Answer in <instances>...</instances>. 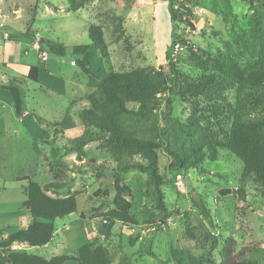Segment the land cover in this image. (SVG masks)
<instances>
[{
	"label": "rangeland",
	"instance_id": "obj_1",
	"mask_svg": "<svg viewBox=\"0 0 264 264\" xmlns=\"http://www.w3.org/2000/svg\"><path fill=\"white\" fill-rule=\"evenodd\" d=\"M184 3L192 10L194 28L187 22L180 23L181 38L200 49L205 57L223 58L225 43L230 42L242 65L253 60L236 39L239 35L251 39L253 15L264 21V0ZM91 25L103 29L106 58L93 48L85 57L73 53L75 46L91 45ZM39 39L60 42L65 56L52 55ZM170 43L167 0H0V83H21L26 111L19 117L14 105L1 95L8 94L12 99L10 93L0 90V238L32 223L31 214L23 207L28 185L25 178H30L41 186L64 184L61 190L47 194L58 198L76 196L78 207L76 213L55 222L56 233L48 245L27 246L25 253L46 259L74 256L78 248L95 239L109 249L112 264H209L220 262L224 242L234 238L238 249L246 247L247 257L264 264V197L252 180L242 184L243 162L237 157L220 150L217 161L205 160L203 170L186 172L172 168L170 156L159 150L169 217L165 220L157 210L153 189L147 186L148 176L132 171L124 176V182L134 192L130 213L139 225L116 222L108 237L104 220L92 210L114 197L112 171L117 162L102 144L104 134L93 131L83 144L84 155L79 156L70 142L56 133V129L88 128L78 116L89 107L83 96L94 92L110 71H157L166 63ZM43 51L48 55L47 71L58 79L64 76L65 92L58 90L54 79L47 81L43 77L34 82L27 78L30 67L40 66L38 54ZM185 53V48L175 52L181 70L188 79L197 80L203 72L195 69ZM85 58L91 62V68L87 65L95 73L93 76L85 75L73 64ZM254 95L256 91L250 88L225 92L228 103L243 107L246 119L264 118V103L257 108ZM63 112L75 116L67 113L61 117ZM35 116L44 123L40 124ZM171 116L182 121L201 120L191 103L180 98H174ZM133 160L144 161L139 155ZM91 161L104 173H91L87 166ZM178 177L184 181V192L176 186ZM241 189L245 200L240 197ZM99 190H107L109 198H96L94 193ZM204 206L210 210L209 218L202 213ZM3 253L0 249V255ZM64 264L78 263L71 260Z\"/></svg>",
	"mask_w": 264,
	"mask_h": 264
},
{
	"label": "trees",
	"instance_id": "obj_2",
	"mask_svg": "<svg viewBox=\"0 0 264 264\" xmlns=\"http://www.w3.org/2000/svg\"><path fill=\"white\" fill-rule=\"evenodd\" d=\"M167 2L171 43L166 51V63L157 71L140 68L126 73L110 71L98 88L86 96L89 107L78 114L88 128L79 131L56 129V133L68 140L79 156L84 155L83 144L93 131L104 134L102 144L110 149L117 162L112 171L114 197L110 203L102 201L92 210L104 220L108 237L116 222L124 226L139 225L130 213L134 192L124 182V176L132 171L148 176L147 186L153 189L157 210L165 215V220L169 217L163 190L166 182L159 169L158 151L161 149L170 156L172 168L186 172L203 170L205 160L217 161L219 151L225 150L243 162L242 184L252 180L264 197V118L246 119L243 107L239 103L233 106L225 97L228 90L250 88L256 91L252 96L256 107L263 106L264 21L257 14L253 15L251 39L241 35L236 39L253 59L244 66L230 42L225 43L223 58H215L205 57L200 49L181 38L178 34L180 23L187 22L194 28L192 10L184 0ZM89 35L91 45L73 47L74 55L85 56L94 47L102 58H106L107 43L102 27L91 25ZM44 44L52 55L65 56V47L60 42L45 40ZM183 48L187 52L184 55L195 69L203 72L197 80L188 79L181 70L179 55L175 52ZM75 65L85 75L95 74L83 60H77ZM38 72V67H30L27 78L38 82ZM0 89L11 94L16 114L23 117L26 113L25 92L21 83L14 80L0 83ZM174 98L189 101L194 113H200L201 120L173 118ZM35 118L40 124L44 123L37 116ZM136 155L144 161L133 160ZM87 166L91 173H104L94 161L88 162ZM25 180L28 185L24 190L26 200L23 207L31 214L32 223L7 238L1 236L0 249L4 253L0 255V264H64L71 260L78 264H112L109 249L95 239L78 248L74 256L60 255L51 259L12 249L16 243L30 247L48 245L56 233L55 222L76 213L78 207L76 196L58 198L47 194L61 190L64 184L52 182L41 186L30 178ZM239 194L245 200L243 189ZM94 196L109 198V192L99 190ZM202 213L206 218L210 217V210L205 206ZM81 219H84L83 215ZM237 244L236 239L227 238L220 251V262L209 264H259L246 256V247L238 249Z\"/></svg>",
	"mask_w": 264,
	"mask_h": 264
},
{
	"label": "crops",
	"instance_id": "obj_3",
	"mask_svg": "<svg viewBox=\"0 0 264 264\" xmlns=\"http://www.w3.org/2000/svg\"><path fill=\"white\" fill-rule=\"evenodd\" d=\"M39 42H42V41H40V39H39ZM94 49V51H97V49L96 48H94V47H91L90 48V50L91 49ZM89 50V51H90ZM88 51V52H89ZM43 52H45V51H43ZM88 52H87V54H88ZM46 53V52H45ZM86 54V55H87ZM85 55V56H86ZM84 56V57H85ZM38 57H39V54H38ZM39 59H40V66H36V67H38V70H39V72H38V82L39 81H41V80H43V77H45V80H47V81H49V80H56V83H58V90L59 91H61V92H65V88H66V82H65V79L63 78L64 76H62V78H60V79H58L57 77H56V74H52L51 72H48L47 70H48V66H47V62L46 63H43L42 61H41V58L39 57ZM86 64H89V67L91 68V62L90 63H88L87 62V59L85 58L84 60H83ZM73 63H75V61H73ZM100 68V67H99ZM29 70H30V68H29ZM29 73V72H28ZM28 75V74H27ZM26 75V76H27ZM79 84H81L80 82H79ZM0 90H2V91H6V90H3V89H0ZM6 92H8V91H6ZM9 93V92H8ZM92 93V92H91ZM87 94H90V93H87ZM87 94H85L84 96H83V100L84 101H86L84 98L87 96ZM2 95V97L4 96L5 97V100L6 101H9L10 103H12L13 104V98H12V96H11V98L12 99H10V96L8 95V94H5V93H2L1 94ZM11 95V94H10ZM80 101H82L81 99H80ZM87 102V101H86ZM72 103H76V100L75 101H73ZM14 105V104H13ZM67 113H69V114H71L72 116H75V115H73L71 112H63V113H61V117L64 115V114H67ZM61 117H60V119H61ZM64 117V116H63ZM27 247V245H24V244H14V246L12 247L14 250L17 248V250H25V248Z\"/></svg>",
	"mask_w": 264,
	"mask_h": 264
},
{
	"label": "built area",
	"instance_id": "obj_4",
	"mask_svg": "<svg viewBox=\"0 0 264 264\" xmlns=\"http://www.w3.org/2000/svg\"><path fill=\"white\" fill-rule=\"evenodd\" d=\"M7 37V35H5ZM39 57L41 58V61L43 63H46L48 61V55L45 52L39 53ZM75 64V63H73ZM176 186L181 190V191H185V184L184 181L181 177H178L177 181H176Z\"/></svg>",
	"mask_w": 264,
	"mask_h": 264
},
{
	"label": "water",
	"instance_id": "obj_5",
	"mask_svg": "<svg viewBox=\"0 0 264 264\" xmlns=\"http://www.w3.org/2000/svg\"><path fill=\"white\" fill-rule=\"evenodd\" d=\"M40 41H42V42H43L44 40L40 39Z\"/></svg>",
	"mask_w": 264,
	"mask_h": 264
}]
</instances>
